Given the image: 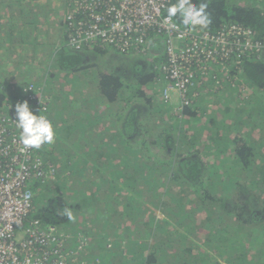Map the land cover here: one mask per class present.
<instances>
[{
	"label": "trees",
	"instance_id": "trees-1",
	"mask_svg": "<svg viewBox=\"0 0 264 264\" xmlns=\"http://www.w3.org/2000/svg\"><path fill=\"white\" fill-rule=\"evenodd\" d=\"M65 1L67 16L73 6ZM47 2L0 0V17H7L0 47L36 35L42 52L33 53L34 70L63 80L58 97L50 95L54 116L46 114L55 120L54 142L32 149L53 174L28 183L32 209L16 241L36 220L56 230L65 264H264V0H207L211 23L194 32L236 25L250 29L262 48L238 68L222 64L229 72L221 87L209 78L188 90L186 104L179 97L170 103L173 109L157 102L165 87L164 38L155 32L147 38L145 53H156L151 59L137 53L122 60L124 54L98 43L80 53L67 44L66 17L54 26L46 16L54 7ZM172 20L185 28L178 16ZM18 58V68L30 66L26 56ZM15 84L9 100L12 85L0 82V117L7 103L24 97L23 88L39 97L44 90ZM65 208L74 220L62 215Z\"/></svg>",
	"mask_w": 264,
	"mask_h": 264
},
{
	"label": "built area",
	"instance_id": "built-area-1",
	"mask_svg": "<svg viewBox=\"0 0 264 264\" xmlns=\"http://www.w3.org/2000/svg\"><path fill=\"white\" fill-rule=\"evenodd\" d=\"M73 10L66 16L67 44L80 50L98 43L114 47L122 54L147 50L151 33L164 38L165 62L161 65L165 87L162 97L170 101L181 98L191 89L197 76L206 75V62L228 63L238 68L241 58L258 53L261 45L247 28L230 25L216 34L197 33L165 23V9L171 0H71ZM158 37V38H160ZM156 54V53H155ZM226 72H229L226 71ZM214 78V76H213ZM7 103L0 117V264H65L62 241L57 244L53 227L31 221L26 238L17 242L15 231L26 221L32 209L29 182L46 178L40 157L32 149L22 151L19 130L12 122L16 103L27 100L35 114L46 116L47 101L32 94ZM8 98V97H7ZM9 99V98H8ZM10 100V99H9ZM50 174V173H49ZM55 230V231H54ZM69 254L65 252V257Z\"/></svg>",
	"mask_w": 264,
	"mask_h": 264
},
{
	"label": "rangeland",
	"instance_id": "rangeland-1",
	"mask_svg": "<svg viewBox=\"0 0 264 264\" xmlns=\"http://www.w3.org/2000/svg\"><path fill=\"white\" fill-rule=\"evenodd\" d=\"M51 2L54 5V7H52L53 9L50 8L51 12H50L49 15L46 14V16L50 17V20H51L52 24L53 23L56 24V20H57V25H59V22L64 21V19L66 17L65 10L67 8L66 7L67 3H66L65 0H50V2H47L46 4L51 5ZM6 19H7V17L4 16V19L2 20L3 24H0V25H4L6 23ZM45 21H46V19H45V15H44L40 19L41 26L39 28L40 29L39 35L42 38H45V32H46V29H47ZM61 23H63V22H61ZM58 30L59 29L57 28V31ZM3 34L5 35V33H3ZM36 37H37L36 35H31L30 41L27 42V43H24L23 45H10V44H8L6 42H4L3 45H1L2 47H0V61L2 62L1 64L5 65V66L3 68H0L1 69V71H0V82L4 83L6 81H10L11 85H15V83H18L17 85H19V88L24 87L27 83L30 84V82H31V85L34 88L38 89L39 87H42L44 89V90L38 89V91L40 92L41 97H43V99L46 100L49 105H51L50 104V95L58 97L57 95H59L60 91L62 90L61 88L63 86L62 85L63 80L62 81H58L57 78L55 80L46 79L43 76L42 71H40V70L35 71L34 70L33 67H37L35 65V63L36 64H39V63L35 62V61H37V59L36 60L33 59V53L40 54L42 52V47L41 46L38 47L40 42L37 45L35 44ZM33 38H34V40H33ZM82 50H83V48H81L80 50H76V51L82 53ZM146 51L147 50H144L143 52H141L140 56L141 57L144 56V58H146V59H151L152 57L155 56L154 55L155 53H153L152 49H149L148 53H145ZM19 54L26 56V62L25 63H27V64L30 63V66L27 67L26 65H23L25 67L21 66V67L18 68L15 65V63L17 61H19V58H18V57H20ZM134 54H137V53H132V55L125 54L124 57L120 58V59H122V60H130L131 56H133ZM12 56L16 57L15 60L13 62L12 61H8V59L12 58ZM104 57H108V55H106ZM107 60H108V63H109L110 58H107ZM31 65H33V66H31ZM26 67L29 69V71H32V72H30L28 74L29 78H27V76H26ZM35 69L37 70V68H35ZM15 71L17 72V74L15 73ZM22 74H24V75H22ZM227 74H228V72L223 71V70H220V72L215 73L214 69L211 67V68H209L208 72L203 77V79L198 78V80L195 81V83L193 84L191 89L195 88L196 90H198L199 89L198 84H202L204 81H209V78L212 81H214V86L221 87L222 86L221 83L223 82V79L228 78ZM212 75L214 76V78H211ZM200 80H202V81L199 82ZM54 85L56 87L55 90H54ZM70 85L71 84L69 83V86ZM230 88H232V87L231 86L230 87L227 86L226 87V92ZM25 90H26V92L28 91L27 89L23 88L22 92H25ZM72 90L75 91L76 88L75 87H71V89L69 91H72ZM214 90H218V89H214ZM162 93H163V91H162ZM162 93H161V95H159L158 100H157L159 106L161 108H163V109L164 108L173 109V107H171L170 103H172L174 105L175 102L178 100V97L177 96L173 97L172 100H170L168 102H164L163 97H162ZM6 95H8V97H9L10 93H7ZM19 95H21V94H19ZM225 95H228V94H225ZM242 96H243V92L240 91V97H242ZM224 99H227V98H224ZM218 103L220 105H222V106H225L227 104V102H223L222 101V98H221V100ZM46 111H48V113H50L52 116H54L52 114V108L50 106H49V108L47 107ZM58 115H59L60 118L64 117V115H61V114H58ZM49 118H50L49 120L52 123H55V120H53L52 117L49 116ZM57 122H58V125H64L63 121H57ZM105 126H106V123L99 125V127L96 129V131H101V130L104 131ZM107 127H109V125ZM57 160L59 161L61 159L57 158ZM55 168H56V172L60 169L59 166H55ZM48 170H49L50 174H53V168H48ZM53 176H55V175H53ZM49 179H51V178H49ZM159 218H161L160 214H159Z\"/></svg>",
	"mask_w": 264,
	"mask_h": 264
},
{
	"label": "clouds",
	"instance_id": "clouds-1",
	"mask_svg": "<svg viewBox=\"0 0 264 264\" xmlns=\"http://www.w3.org/2000/svg\"><path fill=\"white\" fill-rule=\"evenodd\" d=\"M207 9V0H201L199 4L192 3V0H176L167 8L165 23L168 24L169 28L175 29L177 25L170 23V21L173 17L178 16L180 23L188 31H194L197 28L206 29L211 23ZM12 122L19 130L18 142L22 146V151L39 150L42 145L54 142L55 131L52 122L46 116L35 114L30 109L27 100L15 104ZM62 215L70 221L75 219L70 208H65Z\"/></svg>",
	"mask_w": 264,
	"mask_h": 264
},
{
	"label": "crops",
	"instance_id": "crops-1",
	"mask_svg": "<svg viewBox=\"0 0 264 264\" xmlns=\"http://www.w3.org/2000/svg\"><path fill=\"white\" fill-rule=\"evenodd\" d=\"M2 14H3V12H2ZM4 19V16H2V19H1V17H0V22L2 21ZM19 56H21V54L19 55ZM16 57L15 56H12V59H15ZM2 62L0 61V64H1ZM25 63V62H24ZM23 63V64H24ZM5 65H3V64H1L0 65V68H3ZM29 70V69H28ZM26 72H27V69H26ZM15 73L17 74V72L15 71ZM16 85V84H15ZM15 85H12V87H11V89L10 90H8V93H10V95H9V97L11 96V94H14V93H16V91H15ZM8 97V98H9Z\"/></svg>",
	"mask_w": 264,
	"mask_h": 264
},
{
	"label": "bare ground",
	"instance_id": "bare-ground-1",
	"mask_svg": "<svg viewBox=\"0 0 264 264\" xmlns=\"http://www.w3.org/2000/svg\"><path fill=\"white\" fill-rule=\"evenodd\" d=\"M249 30H250V29H249ZM250 31H251V30H250ZM213 64H214V62H211V61L205 63V65H206L207 67H210V66H212ZM210 68H211V67H210Z\"/></svg>",
	"mask_w": 264,
	"mask_h": 264
}]
</instances>
